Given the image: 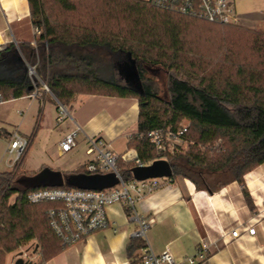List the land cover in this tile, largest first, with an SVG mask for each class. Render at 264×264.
<instances>
[{"label": "trees", "instance_id": "16d2710c", "mask_svg": "<svg viewBox=\"0 0 264 264\" xmlns=\"http://www.w3.org/2000/svg\"><path fill=\"white\" fill-rule=\"evenodd\" d=\"M27 1L31 25L40 33L34 44L10 43L0 51V67L8 72L7 77L0 76L1 102L30 96L42 88L41 83L65 108L72 104L77 88L85 89V95L134 98L139 114L128 147L145 165L160 158L145 134L158 128L175 131L186 120V152L161 158L171 166L170 179L184 177L208 191L231 181L243 185V176L264 162V70L249 69L232 50L229 56L221 52L213 62L192 44L223 43L219 49L226 51L228 43H236L229 32L247 30V43H258L264 50V32L182 16L155 7L151 0ZM50 2L65 13L64 22L52 21ZM130 60L135 62L138 88L127 85L119 73ZM28 67L38 80L30 78ZM152 68L168 73L167 100L158 96L154 81L146 76ZM40 118L41 111L15 171L0 172V264L30 241L36 244L40 264L65 248L48 223L51 205L29 204L27 193L46 188L100 191L117 185L112 173L90 174L84 166L60 174L59 186L19 184L24 177L19 169ZM216 142L211 156L202 152ZM134 166L132 161L117 160L123 180L132 178ZM243 193L248 200L244 188ZM144 246L141 238L130 241L129 264H141Z\"/></svg>", "mask_w": 264, "mask_h": 264}, {"label": "crops", "instance_id": "0c3cea01", "mask_svg": "<svg viewBox=\"0 0 264 264\" xmlns=\"http://www.w3.org/2000/svg\"><path fill=\"white\" fill-rule=\"evenodd\" d=\"M34 38L28 1L0 0V43L33 44ZM22 99L28 100V107L37 101L36 113L32 115L35 122L40 108L51 116L52 108L58 107L51 94L44 92L36 99L23 97L8 102ZM47 103L50 107L46 106ZM69 107L71 113L65 136L78 127L84 139L101 138L110 144L116 155L135 158L136 152L129 149L128 143L137 127L139 106L136 99L79 95ZM19 114L25 115L21 111ZM0 121L3 122L0 137H4L7 143L13 131L18 130L20 134L19 124H13L15 129L10 130L4 127L8 123L4 118L0 117ZM87 161L65 173L75 172ZM22 173L24 177H32L38 171L31 175L25 170ZM157 182L156 189L135 203L138 215L150 221L145 236L154 253L168 251L176 259H181L193 255L201 241H208L217 243L219 248L201 264H264V162L243 176V185L231 181L213 191L197 188L184 177L161 178ZM243 188L248 193V200ZM106 216V228L61 249L42 264H129L126 249L138 225L128 217L121 204L108 206ZM246 225L255 228L253 236L242 232ZM235 229L242 233L238 239L229 235ZM12 258L11 253L7 254L4 264H11Z\"/></svg>", "mask_w": 264, "mask_h": 264}, {"label": "built area", "instance_id": "2783aa9c", "mask_svg": "<svg viewBox=\"0 0 264 264\" xmlns=\"http://www.w3.org/2000/svg\"><path fill=\"white\" fill-rule=\"evenodd\" d=\"M153 5L159 9L182 16L198 18L209 23L224 25H239L238 18L232 7L231 0H151ZM34 35H39L38 29H33ZM34 44V42H33ZM5 44L0 43V51L5 48ZM30 77L37 79L32 67H28ZM38 80V79H37ZM41 89L35 91L27 97L38 98L41 92L49 93L47 86L41 83ZM3 103L0 101V104ZM60 113L64 115L67 109L58 105ZM62 120V117L59 118ZM188 124H180L175 131H168L162 128L154 129L145 134V137L154 148L156 155L163 159L165 155L182 153L187 148L188 142L184 139ZM81 132L80 128H75L64 136L58 143L60 155L70 151L76 146L75 137ZM89 148L87 155H93L84 165L86 172L93 174L112 173L117 185L100 191L46 188L31 191L25 195V201L29 204L48 203L51 207L47 211L49 226L63 247L71 246L85 240L94 231L107 227L108 220L106 208L112 204H121L125 207L128 217L138 225L133 238H141L145 246L141 250V264H201L209 255L219 248L217 243L201 241L195 253L190 256L176 259L168 251L156 254L147 243L145 232L150 225V221L138 215L135 203L138 198L151 192L158 187V179H147L137 181L133 179L123 180L116 167L120 158L124 162H133L134 167L145 166L139 160L125 159L116 155L109 143L101 138H87ZM28 140L20 135L18 130L13 131L9 138L4 154L7 155L6 166L13 168L26 150ZM158 159V160H159ZM152 163V162H151ZM150 163V164H151ZM149 165V164H148ZM135 194V197L132 196ZM242 232L247 236L255 234L252 225H246ZM232 239H238L242 233L235 229L230 232Z\"/></svg>", "mask_w": 264, "mask_h": 264}, {"label": "rangeland", "instance_id": "374dc122", "mask_svg": "<svg viewBox=\"0 0 264 264\" xmlns=\"http://www.w3.org/2000/svg\"><path fill=\"white\" fill-rule=\"evenodd\" d=\"M149 1V0H141ZM232 7L238 18L239 26H242L249 30L264 32V0H231ZM51 10L49 12L50 17L53 22L58 21L62 23L65 21V13L56 4H51ZM79 14V13H78ZM73 19L75 18L76 15ZM195 26V25H194ZM199 26V25H198ZM34 29V28H33ZM197 29L202 31V27ZM37 36V35H34ZM229 36L236 43H228V50L223 51L219 49L220 44L223 43H192L193 46L198 50V52L203 56H208L214 60L219 58L223 54H228L229 50L233 53L236 60L241 61L249 69H255L258 71L264 70V50L258 43H247L249 41L250 35L246 31L229 32ZM34 42V41H33ZM225 46V44H224ZM223 54H222V53ZM244 58V60L242 59ZM244 61V62H243ZM120 74L125 78V82L129 85L128 76L121 70ZM29 75V74H28ZM0 76L7 77L8 72L4 67H0ZM147 77H150L158 90V96L164 100H167V76L164 70L160 68H152V70L147 71ZM32 79V77H30ZM78 93L75 97L79 95H85V89L77 88ZM28 100L22 99L16 102H3L0 105V117L4 118L5 122H8L4 127L13 128V124L16 126L19 124L20 135L26 137L32 133L35 120L32 115L36 113L38 107L37 101H33L31 107H28ZM46 106L50 107L47 103ZM28 108V109H27ZM67 112L60 113L59 108L53 107L51 116L47 113H43V109L40 108L41 118L39 122L38 130L36 131L30 146L28 147L26 154L24 155L23 161L19 172L22 170L28 171V174H33V172L38 171L35 175L48 174V176H57L59 174H64L69 170H73L76 167L82 165L84 161L92 158L93 155H87L86 150L89 148V144L83 138V133L79 132L75 137L76 146L70 151L60 155L58 152V142L65 136V128L68 125V120L70 119V107L66 108ZM24 112L25 115L22 117L19 112ZM62 117L60 121L59 118ZM0 124H3L0 121ZM181 124H187L186 120H182ZM76 128V127H75ZM11 130V129H10ZM7 146V140L4 137H0V171L9 169L10 171H15V166L13 168H8L6 166L7 155L4 151ZM218 146L216 142L212 147H207V150L201 149L202 152H207L208 156H211L212 149ZM198 147V146H197ZM187 148L184 149V153ZM183 153V154H184ZM48 171V172H46ZM46 172V173H45ZM214 180L210 181V184H214ZM14 196L10 198L12 202ZM24 252L25 260H30L33 263L39 262L40 258L37 255L36 244L34 241L23 243L13 251L12 263L16 260L18 253Z\"/></svg>", "mask_w": 264, "mask_h": 264}, {"label": "water", "instance_id": "95a60500", "mask_svg": "<svg viewBox=\"0 0 264 264\" xmlns=\"http://www.w3.org/2000/svg\"><path fill=\"white\" fill-rule=\"evenodd\" d=\"M123 71L128 77L127 80L132 85L137 86V77L135 74V62L130 60L129 64H126L122 67ZM48 172V171H46ZM45 172V173H46ZM131 174L133 179L137 181H143L147 179H161V178H170L172 176V169L170 164L165 159H159L153 161L149 165L145 166H136L131 169ZM19 184L27 187H37V186H59L61 184L60 174L57 176H48V174L34 175L32 177H22L19 179ZM13 264H35L30 260H25L23 258V252H19L16 260Z\"/></svg>", "mask_w": 264, "mask_h": 264}]
</instances>
